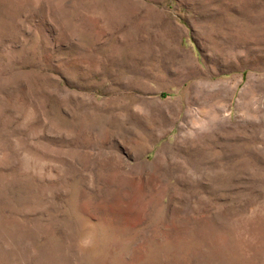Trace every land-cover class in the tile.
I'll return each mask as SVG.
<instances>
[{"label":"rangeland","instance_id":"rangeland-1","mask_svg":"<svg viewBox=\"0 0 264 264\" xmlns=\"http://www.w3.org/2000/svg\"><path fill=\"white\" fill-rule=\"evenodd\" d=\"M0 264H264V0H0Z\"/></svg>","mask_w":264,"mask_h":264}]
</instances>
